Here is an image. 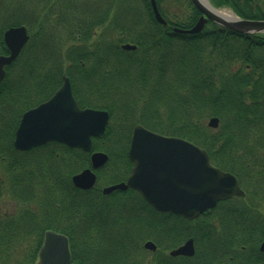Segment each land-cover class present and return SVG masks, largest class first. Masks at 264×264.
I'll use <instances>...</instances> for the list:
<instances>
[{"label": "trees", "instance_id": "trees-1", "mask_svg": "<svg viewBox=\"0 0 264 264\" xmlns=\"http://www.w3.org/2000/svg\"><path fill=\"white\" fill-rule=\"evenodd\" d=\"M155 2L166 26L151 0H0V56L8 55L5 31L24 26L30 36L0 86V204L16 206L0 215V264H37L48 231L68 237L74 264H264V35L211 22L197 35L175 33L201 14L189 0ZM209 2L264 21V0ZM65 77L80 108L110 114L105 135L93 139L92 152L109 162L92 191L72 184L92 152L52 143L21 153L13 145L23 114ZM212 118L217 130L207 125ZM138 125L206 150L215 167L238 178L245 198L187 221L158 213L133 190L103 196L101 186L129 178ZM143 239L158 251H144ZM189 239L193 258L168 255Z\"/></svg>", "mask_w": 264, "mask_h": 264}, {"label": "water", "instance_id": "water-1", "mask_svg": "<svg viewBox=\"0 0 264 264\" xmlns=\"http://www.w3.org/2000/svg\"><path fill=\"white\" fill-rule=\"evenodd\" d=\"M189 1L201 17L192 29H175V33L197 35L211 22L238 35L264 34V21L244 20L234 13L233 19L228 20L216 13L219 10L209 0ZM151 6L157 23L166 26L155 0H151ZM3 40L8 55L0 57V86L5 79L6 68L18 59L28 44L29 33L24 26L11 27L5 31ZM122 50L131 52L137 47L125 44ZM109 119L108 111L81 109L74 97L71 81L65 77L60 89L48 101L22 116L15 133L14 148L18 152H28L56 143L91 153L93 139H101L105 135ZM208 127L217 129L219 120L212 118ZM128 157L133 164L128 181L104 188V196L132 189L157 212L172 213L189 221L214 209L219 202L245 197L234 175L213 167L207 152L188 141L165 137L138 125L132 132ZM108 161L107 154L93 153L91 167L72 178L74 187L83 191L94 189L96 172ZM144 248L151 252L157 250L152 242H147ZM260 251L264 253V242ZM194 255L192 239L170 253L173 258H192ZM37 264H73L69 239L62 234L46 232Z\"/></svg>", "mask_w": 264, "mask_h": 264}, {"label": "rangeland", "instance_id": "rangeland-1", "mask_svg": "<svg viewBox=\"0 0 264 264\" xmlns=\"http://www.w3.org/2000/svg\"><path fill=\"white\" fill-rule=\"evenodd\" d=\"M187 10V11H186ZM221 11H230V12H232L230 9H227V8H224V9H220ZM184 11V13H185V15L186 14H188L189 13V9L187 8V6H185V10H183ZM262 35H264V34H262ZM125 45V44H124ZM5 103V102H4ZM208 122V121H207ZM219 126H220V123H219ZM219 128V127H218ZM217 128V129H218ZM217 129H213V130H217ZM120 139H121V137H120ZM109 141V140H108ZM107 141V142H108ZM107 142H104L105 144H107ZM104 143H102V144H104ZM103 153V152H102ZM111 167V166H110ZM110 169V168H109ZM109 169L106 171V173L107 172H109ZM112 169H110V171H111ZM105 187H108V186H101L100 187V189H104ZM134 207H136V206H134ZM15 208H16V206H15V204H14V202H11L10 200H4L1 204H0V215H2V214H5V213H8V212H13L14 210H15ZM197 224H195V226H196ZM198 226V225H197ZM148 236V235H147ZM150 240H147V239H143V241L141 242V244H142V248L144 249V251H146V252H148V253H150V254H154L155 252H157V251H155V252H151V251H147L145 248H144V245L147 243V242H149ZM152 242V241H151ZM179 248V247H178ZM178 248H176V249H178ZM196 246H195V251H196ZM175 250V249H174ZM173 251V250H172ZM170 252L171 251H169L168 252V255L170 256ZM139 253V252H138ZM149 256V257H148ZM145 255V257L144 258H146V257H148V258H146V260H148L149 259V262L153 259V257L152 256H150V255Z\"/></svg>", "mask_w": 264, "mask_h": 264}, {"label": "bare ground", "instance_id": "bare-ground-1", "mask_svg": "<svg viewBox=\"0 0 264 264\" xmlns=\"http://www.w3.org/2000/svg\"><path fill=\"white\" fill-rule=\"evenodd\" d=\"M201 1H205V0H201ZM220 17L231 20L233 19V13L230 11H221L219 10L218 12H216Z\"/></svg>", "mask_w": 264, "mask_h": 264}, {"label": "flooded vegetation", "instance_id": "flooded-vegetation-1", "mask_svg": "<svg viewBox=\"0 0 264 264\" xmlns=\"http://www.w3.org/2000/svg\"><path fill=\"white\" fill-rule=\"evenodd\" d=\"M131 163V162H130ZM132 165V164H131ZM132 169H133V165H132V168H131V172H132ZM131 172H130V175H131ZM130 175H129V177H130ZM130 190V189H129ZM114 193H116V192H114ZM245 198V197H244ZM233 199H243V198H233ZM232 200V199H231ZM229 201V200H228ZM147 203V202H146ZM148 204V203H147ZM149 205V204H148ZM193 241H194V239H193ZM194 244H195V241H194ZM260 247H261V245H260ZM261 252V251H260ZM261 253H263V252H261Z\"/></svg>", "mask_w": 264, "mask_h": 264}]
</instances>
